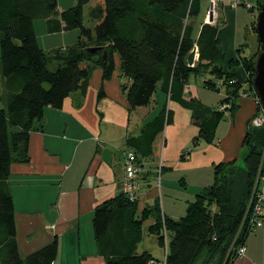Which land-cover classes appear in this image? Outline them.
<instances>
[{"label": "trees", "instance_id": "1", "mask_svg": "<svg viewBox=\"0 0 264 264\" xmlns=\"http://www.w3.org/2000/svg\"><path fill=\"white\" fill-rule=\"evenodd\" d=\"M92 1L95 6L90 9V17L95 27L90 29L84 25V8ZM262 2L254 0L249 11H259ZM58 6V0H0V76L4 88L0 107V264H54L58 257L56 239L26 258L21 256L8 180L13 164L30 162L31 135L42 127L46 109L59 110L73 93H87L90 63L101 67L103 80L109 81L116 70L114 55H118L121 73L131 80L130 85H122L131 110L147 107L159 87L170 100L197 113L203 105L196 99H184L191 76L222 72L213 66L225 62L218 25L196 27L200 0H77L75 6L61 13ZM39 19L48 21L50 33L80 31L75 46L52 51L59 63L55 71L49 70L52 58L38 42L34 23ZM253 28L256 34V27ZM196 42L198 62L190 67L189 57ZM95 48L99 50L89 51ZM261 52L262 46L258 44L249 59L251 77L247 91L253 96L255 61ZM233 78L230 83L229 75L223 73L217 79L223 80L221 86L227 91L237 87L239 92L241 80ZM204 85L217 88L209 80ZM261 113L258 107L257 116ZM225 114L226 111L217 109L211 110L205 119L196 117L199 137L215 143ZM169 118L170 114L167 118L163 110L143 127L139 137L128 139L141 167V158L152 155L153 143ZM250 136L243 142L247 148L243 164L235 160L215 166L213 182L188 204L185 216L173 220L162 213L160 206L155 210L157 220L149 227V233L158 237L161 247L163 222L172 234L167 264L223 263L239 231L264 156L263 146L251 142ZM137 206L138 201L130 202L121 192L94 210L95 240L105 264H148L154 259L149 252L138 253L149 212H143L139 219ZM244 239L245 233L237 244Z\"/></svg>", "mask_w": 264, "mask_h": 264}, {"label": "crops", "instance_id": "2", "mask_svg": "<svg viewBox=\"0 0 264 264\" xmlns=\"http://www.w3.org/2000/svg\"><path fill=\"white\" fill-rule=\"evenodd\" d=\"M210 8L211 4L201 20V27L211 24ZM236 10L231 8L230 0L220 3L217 21L212 24L219 27L218 37L226 62L235 57L238 49L234 37L237 30L233 25ZM114 60L116 70L111 80L104 81L102 68L95 69L90 74L85 95L73 93L61 109H46L42 127L31 135L30 162L15 163L11 167L8 183L23 258L56 239L59 252L65 246L78 251L79 264H105L95 240L94 210L122 192L124 153L134 151L127 141L139 137L143 127L163 110L167 118L170 114L169 122L156 137L152 155L141 158L137 215L149 212L143 229L146 223L149 227L156 223L158 206L168 218L179 220L166 208L167 202L176 199L169 190L179 186L187 192L191 176L196 175L199 176L194 186L196 199L213 182L215 166L239 158L247 132L252 136L251 142H258L264 148V127L250 125V120L257 116L254 98H242L239 113L226 112L223 121H228L230 130L225 136H217L216 142L211 144L199 137L195 118L205 119L213 109L202 103L190 83L185 87L184 99H196L203 105L197 113L170 100L159 87L147 107L131 110L122 89V85H130L131 80L121 73V62L116 55ZM0 86L3 88L1 76ZM3 96L4 92L0 91V107H3ZM152 108L156 109L154 116ZM217 109H221V104L214 110ZM236 127L240 134H234ZM211 169L209 180H204L203 172ZM245 244L246 255L235 264H264V227L250 234ZM57 259L54 264H65L62 257Z\"/></svg>", "mask_w": 264, "mask_h": 264}, {"label": "rangeland", "instance_id": "3", "mask_svg": "<svg viewBox=\"0 0 264 264\" xmlns=\"http://www.w3.org/2000/svg\"><path fill=\"white\" fill-rule=\"evenodd\" d=\"M201 2H202V11H201L200 16L197 19L196 27L199 26V24L201 23V20L203 19L205 12L207 11V9H209L210 4H211L210 0H201ZM227 2H229V0L222 2V4L227 3ZM76 3H77V0H58L59 13L75 6ZM93 6H95L94 1H92L89 5H87L84 8V25L90 29H93L95 27V22L90 17V9ZM217 11H220V3L216 6V15H214L215 21H210L211 24L217 21V17H218ZM258 14H259L258 10H255L254 12H250L245 7H239L236 10L235 22L233 23V25L236 27V30H237L235 31V35H234L237 48H238L237 53H236L237 56L235 55V57H233V59L229 61L231 63L226 62V61L225 62L219 61L217 65L213 66V67H216L217 70H220L225 74H228L230 78L228 79V81L230 83H231V80L233 81L234 76L239 77L241 80V85H242L241 89L239 88L240 89L239 92L237 91L238 90L237 87H234L232 90L227 91L225 88H223L224 86H221L223 84V80L217 79V78L223 75L222 72H217L213 75L209 73L205 77L191 76L189 83L192 85L193 91L198 93L199 99L208 108L213 109V110L216 109L217 106L221 103V101L224 98H226L224 102L222 103L220 110H223L226 112L230 111L233 115H235L236 113H239L241 111L240 101L242 98H245L244 95H249L248 97L251 96L252 98H254V100L257 102V106L260 107L257 97L251 95L250 91H247L249 89L250 77H251L250 76L251 61H249V59H251L253 53L256 51L258 47L257 35L255 34V30L253 28L254 26L256 27ZM47 25H48V21L45 19L36 20L34 23L35 32H36L40 47L46 52V54L49 57L52 58L48 68L50 71H55L59 67V63L58 61L54 59L56 57H54L55 55L52 54V51L55 49L64 50V49H68L70 47L75 46L79 41L80 31L78 29H74V30H69V31H61L58 34L57 33L50 34L48 32ZM195 54H198V57H199V46L197 42L195 43L194 49L190 57L192 55L194 56ZM116 56L118 57V55ZM190 57H189V60H190ZM197 62H198V59L196 58V63ZM189 64H192V62ZM100 68L101 67L96 66L93 63H90V69H91L90 74H93L95 69H100ZM205 80L213 81V83H215L216 86L220 85L222 89L218 90L216 87L206 88L204 85ZM241 85H239V87ZM2 89L3 88L0 86V91H2L3 93L4 91ZM159 95L161 99L164 98L161 93ZM150 111L154 113L152 114V116L157 114L155 113L156 109L152 108L150 109ZM253 117L254 116H252V118ZM228 125H229L228 121H223L218 128L217 136L222 137V136L227 135L228 130H230ZM238 128L239 127H236L235 129L236 131L234 132V134H240V131L237 132L239 130ZM248 134L250 133L247 132V134L245 135V138ZM251 139H252V136H250L249 140ZM245 153H247V148L244 145L242 148L241 154L239 158L237 159L240 165L243 164V155ZM203 173L205 175L204 176L205 178L203 179L209 180V176L212 175L213 169L209 171L206 170ZM198 177L199 176H196V175L191 176L190 189H188V191L185 193L183 190L179 189V186L177 187L176 190H173V188L172 190L171 189L169 190L170 195L176 199H172L171 201L167 202L166 208L168 207V209L172 211L171 215H173L175 219L177 218L181 219L183 216H185L187 207H188V202L190 203L195 200V197L193 196L194 189H195L194 186L196 184V181L199 180ZM157 182L158 180L156 181V183ZM158 193L160 194V192ZM137 217L141 219L140 215H137ZM148 227L149 225L146 223L143 229V232H144L143 239L141 243L138 245V252L139 253L149 252L156 260L162 261L164 259V249L159 245L158 237L154 234L149 233ZM170 235L172 236L171 233ZM71 248L72 247L65 246L64 249L60 250L57 260L58 261L61 260V257H62L65 261V264H79L80 260H79L78 251L76 250L73 251Z\"/></svg>", "mask_w": 264, "mask_h": 264}, {"label": "built area", "instance_id": "4", "mask_svg": "<svg viewBox=\"0 0 264 264\" xmlns=\"http://www.w3.org/2000/svg\"><path fill=\"white\" fill-rule=\"evenodd\" d=\"M227 0H211L212 10L209 12L213 16V21H215L214 15H216V6L219 3L225 2ZM230 6L232 9L236 10L239 7H245L248 10L252 9L254 4L251 0H230ZM196 58L198 59V54L194 55L192 64L190 67H194L196 63ZM249 95H244L248 97ZM251 97V96H250ZM254 128L264 127V112L259 116H256L250 122ZM124 181L122 185V192L127 196L130 202L138 201V178L141 174L142 167L138 162V157L133 150H127L124 153ZM264 227V156L259 167L256 179L254 181L252 191L248 198L246 208L239 226V231L227 251L226 257L222 264H235V262L246 255L247 247L245 244L246 238L255 233L257 230ZM245 233V239L243 242L238 243L237 241L240 235ZM161 237L163 238V249H164V259L158 261L155 258L151 259L148 264H167V258L169 253V245L171 241L170 232L166 228L165 222H163V228L161 230Z\"/></svg>", "mask_w": 264, "mask_h": 264}, {"label": "water", "instance_id": "5", "mask_svg": "<svg viewBox=\"0 0 264 264\" xmlns=\"http://www.w3.org/2000/svg\"><path fill=\"white\" fill-rule=\"evenodd\" d=\"M212 10V5H211ZM210 10V11H211ZM210 21H213V16L210 14ZM256 35L258 44L262 46V52L258 55L255 61V77L253 79V90L258 99L260 107L264 112V0L260 6L259 14L256 24ZM99 48L89 49L90 52L94 53ZM106 52L104 53V59L106 60ZM193 55L190 57L189 63L192 62Z\"/></svg>", "mask_w": 264, "mask_h": 264}]
</instances>
